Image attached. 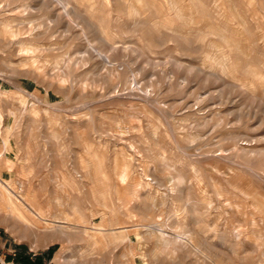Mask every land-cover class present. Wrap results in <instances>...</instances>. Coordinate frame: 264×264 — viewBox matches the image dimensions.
Listing matches in <instances>:
<instances>
[{
    "label": "rangeland",
    "instance_id": "1",
    "mask_svg": "<svg viewBox=\"0 0 264 264\" xmlns=\"http://www.w3.org/2000/svg\"><path fill=\"white\" fill-rule=\"evenodd\" d=\"M21 257L264 264V0H0V264Z\"/></svg>",
    "mask_w": 264,
    "mask_h": 264
},
{
    "label": "bare ground",
    "instance_id": "2",
    "mask_svg": "<svg viewBox=\"0 0 264 264\" xmlns=\"http://www.w3.org/2000/svg\"><path fill=\"white\" fill-rule=\"evenodd\" d=\"M6 194H7V192L2 191L1 195L2 196H6ZM4 214L5 215L1 217V222H3L6 225L10 226L11 229H14V228L16 229L18 227L19 223L23 224L27 228L29 227V228H32V229H34L33 228L34 225H39V227H40L43 224V222H42L43 220L41 218L39 219L35 215H31V214H27V213L24 214V215H19V214L15 213V211L12 210V208H10L9 213L6 212ZM61 231H63V230H61ZM38 233L34 234V235L36 236L37 240L40 241L43 237H39L38 238Z\"/></svg>",
    "mask_w": 264,
    "mask_h": 264
},
{
    "label": "trees",
    "instance_id": "3",
    "mask_svg": "<svg viewBox=\"0 0 264 264\" xmlns=\"http://www.w3.org/2000/svg\"><path fill=\"white\" fill-rule=\"evenodd\" d=\"M20 259L22 264H44L41 258H37L35 261H32L30 257H21Z\"/></svg>",
    "mask_w": 264,
    "mask_h": 264
}]
</instances>
